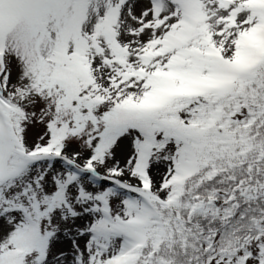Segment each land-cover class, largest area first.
<instances>
[{
  "label": "snow or ice",
  "instance_id": "obj_1",
  "mask_svg": "<svg viewBox=\"0 0 264 264\" xmlns=\"http://www.w3.org/2000/svg\"><path fill=\"white\" fill-rule=\"evenodd\" d=\"M0 264H264V0H0Z\"/></svg>",
  "mask_w": 264,
  "mask_h": 264
}]
</instances>
